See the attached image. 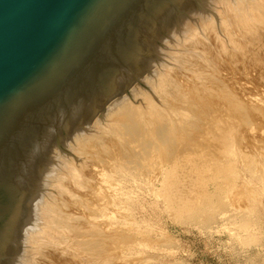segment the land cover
Here are the masks:
<instances>
[{
    "label": "rangeland",
    "instance_id": "374dc122",
    "mask_svg": "<svg viewBox=\"0 0 264 264\" xmlns=\"http://www.w3.org/2000/svg\"><path fill=\"white\" fill-rule=\"evenodd\" d=\"M190 7L210 21L177 45L158 87L135 79L144 95L129 97L153 98L174 134L145 110L141 127L100 126L72 151L54 139L79 176L55 189L63 237L31 264H264V10ZM92 226L97 255H80L72 241Z\"/></svg>",
    "mask_w": 264,
    "mask_h": 264
},
{
    "label": "water",
    "instance_id": "95a60500",
    "mask_svg": "<svg viewBox=\"0 0 264 264\" xmlns=\"http://www.w3.org/2000/svg\"><path fill=\"white\" fill-rule=\"evenodd\" d=\"M196 1L0 0V264L54 139L128 88Z\"/></svg>",
    "mask_w": 264,
    "mask_h": 264
},
{
    "label": "bare ground",
    "instance_id": "6f19581e",
    "mask_svg": "<svg viewBox=\"0 0 264 264\" xmlns=\"http://www.w3.org/2000/svg\"><path fill=\"white\" fill-rule=\"evenodd\" d=\"M203 1L215 8L219 6L227 7L239 16L242 15L244 7H254L261 11L264 10V0ZM188 10L192 16V20L180 17L174 20L168 28L160 34L157 41L159 40L160 46L164 43L165 45L161 46L164 48H159V45L154 44L152 50L155 55L158 53L161 57H145L146 67L136 80H139V82L143 81L151 88L158 87L164 79L165 74L168 73L169 66H167V62L174 58L175 51L178 47L177 45L186 37L188 38L194 32L195 27H204L210 21L207 15L201 13L196 8L189 6ZM160 42L162 43L160 44ZM141 88L136 84L133 86L132 83L121 94L117 95V97L115 96L116 98H113L114 100L105 106L103 110H100L96 114L97 116L95 115L92 120L89 118L84 120L79 119L72 132L67 133V136L63 138L64 145L71 151L78 148L83 141L85 142L94 132L100 130V126L105 129L106 127L111 128L115 132H119L126 123H136L141 127V118L145 110L149 113L156 114L158 123L162 125V133L160 132V136L167 137L168 139L175 132L173 130L175 124L173 120H170L171 117L167 118L165 114L161 113L158 106L154 104V99L145 97L143 103L146 105L140 107H136V105H133L129 100V97L135 98L144 95ZM123 118H125L126 122L123 121L121 123ZM128 118L131 122H128ZM54 143L55 142L48 148L47 160L36 168L38 179L34 182V191L26 197L25 206L27 208V213L21 218L22 223L19 225V247L12 251V255L7 259V264H31L37 251H39L43 245H48L49 243L56 245V242H60V237H63L61 232V221H59L54 211L55 189L57 190L61 187L65 175H69L76 180L79 176V172L75 168L73 160L70 158L71 156L62 151L60 152ZM96 228L97 226L91 227L90 239H85L83 236H78L73 239V247L74 249L76 248V252L80 255H97L98 241L95 237Z\"/></svg>",
    "mask_w": 264,
    "mask_h": 264
}]
</instances>
